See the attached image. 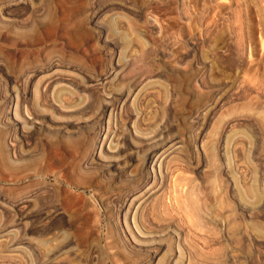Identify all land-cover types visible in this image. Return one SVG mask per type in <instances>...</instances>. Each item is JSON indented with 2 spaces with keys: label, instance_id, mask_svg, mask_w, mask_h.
<instances>
[{
  "label": "rangeland",
  "instance_id": "374dc122",
  "mask_svg": "<svg viewBox=\"0 0 264 264\" xmlns=\"http://www.w3.org/2000/svg\"><path fill=\"white\" fill-rule=\"evenodd\" d=\"M51 77L50 91L67 94L65 132L31 94ZM120 93H130L118 122L125 157L137 119L143 137L161 135L160 152L177 143L171 166L210 209L213 223L185 235L188 261L165 264H264V0H0V264L151 263L116 218L143 185V154L116 175L91 159ZM29 114L43 121L32 131ZM152 202L139 216L157 228ZM167 237L158 259L174 245Z\"/></svg>",
  "mask_w": 264,
  "mask_h": 264
},
{
  "label": "bare ground",
  "instance_id": "6f19581e",
  "mask_svg": "<svg viewBox=\"0 0 264 264\" xmlns=\"http://www.w3.org/2000/svg\"><path fill=\"white\" fill-rule=\"evenodd\" d=\"M119 62V61H118ZM118 64H121L118 63ZM127 64V63H126ZM117 65V64H116ZM115 65V66H116ZM119 66V65H118ZM117 66V67H118ZM119 68V67H118ZM117 68V69H118ZM125 68V66H124ZM116 69V70H117ZM119 70V69H118ZM115 74H117V72L113 71ZM29 74V73H28ZM111 75V74H110ZM113 75V74H112ZM111 75V76H112ZM121 75V74H120ZM118 76V75H117ZM27 77V76H26ZM110 76L106 75L104 77H102V82L106 81L107 79H109ZM120 77V76H118ZM30 79V78H29ZM53 77L48 78V79H43L42 81H40L38 83V85L35 86L34 91L32 90L31 94H39L41 97L43 98V102L45 101L46 104H48V107L50 108L51 112L58 114L57 117L54 115L50 116L49 119L50 121H52L54 124H57L56 127H52L55 130H60V131H64V129L67 127L64 124L69 123V121L65 120V122H62L60 119H65L64 117L60 118L59 117V113H63L67 111V106L65 105V100H63V98L67 95H65L63 98L61 96V93L65 90V89H58V90H53L50 91V89L52 90V88H50V84L52 81ZM119 79V78H118ZM55 81V80H54ZM70 81V80H69ZM32 82V81H31ZM54 84V83H53ZM103 84V83H102ZM117 84V83H116ZM22 85V84H21ZM28 85V84H27ZM34 86V85H33ZM27 87V86H26ZM30 87V86H29ZM93 87V86H92ZM134 87V86H133ZM11 88V87H10ZM13 89V87H12ZM33 89V88H32ZM107 89V88H105ZM23 90V88H22ZM25 90V89H24ZM12 91V90H11ZM20 92V91H19ZM31 92V91H30ZM120 92V91H119ZM12 93V92H11ZM21 93V92H20ZM23 93V92H22ZM102 93V92H101ZM109 93V92H108ZM106 93V94H108ZM33 94V95H34ZM70 94H74V92H70ZM105 94V95H106ZM21 95V94H20ZM24 95V94H23ZM21 95V96H23ZM110 95L111 92H110ZM119 95V94H118ZM130 93H127L126 95L121 94L120 93V98L117 97V100L115 98V100H117L118 102H116V105L113 104L111 105L112 108L109 109V115H107V125L106 127H100L98 129V131L95 134L94 137V143H93V149L91 152V157H89V159H93L94 156L97 155L98 160L100 161L99 165L103 168V170L106 168V170L108 169L109 172L112 175H116L117 171L120 169V167L122 164L120 163H124L128 164V162H130L131 157H132V153H137L138 151L141 152L143 155H139L140 157L142 156L143 163L142 166L140 168H142V170L145 171V179L143 182V185L135 190L132 191L134 192V196L132 195V193H128L127 195L125 194V197L123 198L122 204L119 208L118 211L116 210L117 213V220L122 219L123 223H124V229H122L123 227H119L120 231L122 232V235L124 237V239L127 241V233L129 234L132 242L135 244V246H140L141 249H136L137 251H143V253H147L148 257L152 260V262H154L156 259H158L157 257L159 256L160 251H162V247L161 245L162 240L164 238V235L169 236L167 238H171L173 239V247H169L170 248V254L167 255L165 252L163 257H160L158 259V261L156 260V264H165L166 262L172 260L174 257H179L181 258L182 255H184V253L186 254V257L188 258L189 254H191V250L189 251L188 246H190L189 243L187 246V241H186V237L185 235L188 237L190 234L191 230L194 226L199 225L201 223L202 220H206L208 219V221L212 222V219H210L211 215L209 213L210 209L208 207H203L205 206V204L202 206L201 202H200V198L198 197L197 190L196 193L194 192V186H192V184L184 183L182 184L181 181V176L179 175V172L174 171L173 167L171 166V163H173L172 165H174V160L178 159L177 157L172 156L173 153H175V149H177V143H172V147L166 150H161V152L158 150L157 147H159V144H156V140L155 138H158L161 135H159L158 137H156V133L151 134L154 135L150 138V140H148V138L143 137V134L140 133L139 131V127L140 125H138V120L136 119V121L133 123V126H131V129L133 131L130 130L128 132H130L132 135V139L129 141H134L133 143H131V150L134 149L135 151L132 153L127 154V156L125 157V150L124 148L119 147V143L124 140L123 137H121L122 140H120V131L122 130L123 124L122 122L120 125L118 122H120L123 118L120 119V114L119 112H121V110H123V108L126 106V104L129 103V96ZM9 96V95H8ZM107 96V95H106ZM125 96V97H124ZM32 97V96H31ZM108 97V96H107ZM111 97V96H110ZM113 97V96H112ZM33 98V97H32ZM123 98V99H122ZM129 98V99H128ZM23 99V98H22ZM25 99V98H24ZM76 99V98H75ZM111 99V98H110ZM127 99H128V103H127ZM112 100V99H111ZM114 100V97H113ZM112 100V101H113ZM14 101V100H13ZM25 101V100H24ZM67 101V100H66ZM106 101V100H105ZM110 102V100H107ZM109 102L105 104V106L103 107V112H104V108L108 105L109 106ZM13 104V103H12ZM22 104V103H21ZM43 104V103H42ZM104 104V103H103ZM10 105V104H9ZM37 105V104H36ZM45 105V104H44ZM43 105V106H44ZM24 106V105H23ZM38 106V105H37ZM110 106V107H111ZM20 107V106H19ZM31 107V106H29ZM33 107V106H32ZM31 107V108H32ZM102 107V106H101ZM23 108V107H22ZM38 108V107H35ZM34 109V108H33ZM32 109V110H33ZM106 109V108H105ZM78 110V109H77ZM102 110V109H101ZM125 110V109H124ZM20 111V110H19ZM25 111V109L23 110ZM22 111V112H23ZM34 111V110H33ZM32 111V112H33ZM31 112V113H32ZM35 112V111H34ZM102 112V111H101ZM102 112V113H103ZM38 113V112H37ZM36 113V114H37ZM123 113H125L123 111ZM26 114V113H25ZM36 114H29L27 119H24V123L28 126V129H30L31 131L34 130L36 127L41 126V124L43 123V121L40 120L41 116H38ZM40 114V113H39ZM105 114V112L103 113ZM24 115V114H23ZM124 117V114H122ZM121 115V116H122ZM22 116V114H21ZM43 116V115H42ZM61 116V115H60ZM128 116V115H127ZM144 116V115H143ZM25 117V116H24ZM140 117V116H139ZM128 118V117H127ZM138 118V117H136ZM129 119V118H128ZM141 119V118H140ZM126 120V119H123ZM130 120V119H129ZM133 120V119H132ZM135 120V119H134ZM143 120V119H142ZM141 120V121H142ZM113 122V125H112ZM128 122V121H127ZM144 122V120H143ZM124 123V122H123ZM137 123V126L135 125ZM18 124V123H17ZM73 124V123H71ZM20 125V124H19ZM38 125V126H37ZM125 125V124H124ZM22 126V125H21ZM103 126V125H102ZM19 128V127H18ZM22 128V127H20ZM127 128V127H126ZM225 126L222 128L221 132L218 135V140L217 143L220 145L222 142V137H223V133L225 131ZM78 129V128H77ZM121 129V130H120ZM142 130V129H141ZM77 131V130H76ZM123 131V130H122ZM65 132V131H64ZM126 132V131H125ZM124 132V133H125ZM126 133L129 135V133ZM21 136L23 135L24 130L23 128L20 131ZM146 134V133H145ZM160 134V133H157ZM125 135V134H124ZM146 136V135H145ZM149 136V135H148ZM11 137V136H10ZM125 137V136H124ZM130 137V136H129ZM13 138V137H12ZM159 138V139H160ZM127 139V138H125ZM14 142V139H12ZM129 140V139H128ZM150 141V142H149ZM125 142V141H124ZM163 143V142H162ZM122 144V143H121ZM125 145V144H123ZM170 145V146H171ZM147 146V148H145ZM176 146V147H175ZM179 146V145H178ZM221 146V145H220ZM124 147V146H123ZM219 147V146H218ZM166 147H164L165 149ZM126 149V148H125ZM129 149V148H127ZM129 150V151H131ZM180 150V149H179ZM14 151H16L14 149ZM178 153V150H176ZM138 154V153H137ZM15 155V152H14ZM176 155V154H175ZM18 157V156H17ZM179 157V156H178ZM124 158H127V161H124ZM147 158H149V162L147 165H145V162L147 161ZM181 158V157H180ZM179 158V160H180ZM182 159V158H181ZM104 160H107V164H103L101 162H105ZM178 160V161H179ZM183 161V160H182ZM90 162V160H87L86 163ZM177 162V161H176ZM176 165V164H175ZM180 165V164H179ZM175 167V166H174ZM98 168V167H97ZM125 169V168H124ZM177 169V167H176ZM175 169V170H176ZM219 169V168H218ZM102 170V171H103ZM175 172H173V171ZM180 169H178L179 171ZM125 171V170H124ZM182 171V170H181ZM107 172V171H106ZM108 172V174H109ZM103 173H105L103 171ZM124 173V172H122ZM129 172H127L128 174ZM106 174V173H105ZM104 174V175H105ZM121 174V173H120ZM126 172L124 175V179H127L126 181H132L133 179L129 177V175H127ZM102 175V176H104ZM106 176V175H105ZM109 176V175H108ZM139 176V175H138ZM137 177V175H136ZM183 177V176H182ZM115 178V176H114ZM121 178V176H120ZM138 178V177H137ZM189 178V177H188ZM119 179V178H118ZM142 179V178H141ZM139 180V179H138ZM187 180V179H186ZM191 180V179H190ZM119 181V180H118ZM141 181V180H139ZM137 183V181H135ZM139 185V184H138ZM196 185V184H195ZM197 189V188H196ZM131 190H129L130 192ZM126 193V192H125ZM137 193V194H136ZM124 196V195H123ZM260 196V195H259ZM120 198V197H119ZM121 199V198H120ZM152 200H154V203L156 202L158 206H160L159 208L161 209V212L163 213V217L162 219V226H158L157 228H153V224L156 225L155 223L150 224L148 221L147 222H142L143 218L140 217V211H142L144 208L143 206L145 204L148 205V202L150 204V201L152 202ZM118 201V200H117ZM116 200L114 201L117 202ZM120 201V200H119ZM25 202V201H24ZM21 202V203H24ZM121 202V201H120ZM112 202V204H114ZM119 203V202H118ZM153 202L151 203L150 206L153 207ZM146 205V206H147ZM155 205V204H154ZM117 206V205H115ZM149 206V205H148ZM3 207V206H2ZM23 206H21L22 208ZM155 207V206H154ZM19 208V207H18ZM157 208V207H156ZM154 209V208H153ZM19 210H21L19 208ZM145 210V209H144ZM147 210V208H146ZM159 210V209H158ZM157 211V210H156ZM20 212V211H19ZM158 212V211H157ZM161 213V214H162ZM20 214V213H19ZM31 214V213H30ZM29 214V215H30ZM143 214V213H141ZM145 214V213H144ZM155 214V213H154ZM157 214V213H156ZM18 215V213H17ZM22 215V212H21ZM160 215V213H159ZM210 215V216H209ZM214 215V214H212ZM142 216V215H141ZM144 216V215H143ZM19 217V216H18ZM158 217V216H157ZM154 217L152 219L157 220L158 218L160 219V217ZM23 218V217H22ZM36 218V217H35ZM157 218V219H156ZM224 218V217H221ZM18 219V218H17ZM132 220V225H133V229L134 231L131 229V227L129 226L127 220ZM147 219V218H146ZM158 219V221H159ZM129 220V221H130ZM31 221V220H30ZM144 221V220H143ZM159 221V224H160ZM19 222V221H17ZM152 222V221H151ZM205 222V221H204ZM225 222L228 223V226H230L233 222H231L230 220H226ZM236 222V221H234ZM119 221H118V225H119ZM130 223V222H129ZM158 223V222H157ZM213 223V222H212ZM239 223V222H238ZM236 223V224H238ZM203 224V223H202ZM215 224V223H214ZM15 225H17L16 221H14L11 225H9V227H5V229H9L14 227ZM120 226V225H119ZM216 226V224L214 225ZM240 226V225H239ZM229 228V227H228ZM243 228V227H242ZM122 229V230H121ZM231 228H229L230 230ZM228 230V229H226ZM166 231V232H165ZM249 231V230H248ZM228 232V231H227ZM164 233V234H161ZM230 233V231H229ZM229 233H226L227 236H231ZM249 233V232H247ZM170 234V235H169ZM243 234V233H242ZM234 235V234H233ZM163 236V237H162ZM122 238V237H121ZM166 238V239H167ZM168 240V239H167ZM164 241V240H163ZM170 241V242H171ZM189 241V240H188ZM166 242V241H165ZM164 242V243H165ZM187 242V243H186ZM171 245V244H169ZM168 245V246H169ZM127 246V245H125ZM167 246V245H166ZM192 246V245H191ZM146 248V249H145ZM125 249V247H124ZM165 249V247H164ZM174 250V253H173ZM168 251V250H167ZM163 252V251H162ZM190 252V253H189ZM193 252V250H192ZM37 253V252H36ZM109 253V252H108ZM140 253V252H139ZM178 255H177V254ZM162 255V254H161ZM115 256V255H114ZM113 256V257H114ZM191 256V255H190ZM189 256V258H190ZM192 258V257H191ZM114 259V258H113ZM174 260V259H173ZM187 260V259H186ZM191 260V259H190ZM189 260V261H190ZM175 261V260H174ZM172 261V262H174ZM188 261V260H187ZM171 262V264H172ZM183 262V261H182ZM150 263V264H151ZM39 264V263H38ZM170 264V263H169ZM181 264V263H180Z\"/></svg>",
  "mask_w": 264,
  "mask_h": 264
}]
</instances>
